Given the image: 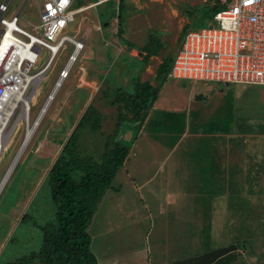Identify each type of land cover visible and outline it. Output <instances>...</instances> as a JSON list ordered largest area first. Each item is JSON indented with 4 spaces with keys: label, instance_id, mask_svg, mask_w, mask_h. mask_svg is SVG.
I'll return each instance as SVG.
<instances>
[{
    "label": "rangeland",
    "instance_id": "rangeland-1",
    "mask_svg": "<svg viewBox=\"0 0 264 264\" xmlns=\"http://www.w3.org/2000/svg\"><path fill=\"white\" fill-rule=\"evenodd\" d=\"M4 1L0 0V3ZM25 1L10 0L8 10L4 13V16L11 19L21 10ZM127 2L129 3L128 9L125 11L122 22H119L117 14L110 20L114 30L111 33H114L119 41V31L124 28L122 36L129 42L136 44L138 48L143 47L151 40V37H154L155 44L160 46L158 48L159 53L148 60L140 58V64L135 61L124 63L126 70L124 75L121 76L119 74L121 71L116 68L120 64L113 66L111 72L109 68L110 60L118 49L107 47L101 40L100 32H97L96 29H94L92 35L87 37L86 47L79 52L77 60L71 68L70 76L63 81L55 98L49 102L48 108L39 122L40 124L31 126L34 129L32 136L0 192V204H2L0 205V264H24L20 261L23 256L40 250L43 236L40 227L49 220L53 221L55 214L51 192L46 184L44 185V181L48 171L61 153L66 140L76 127L77 113H81L80 109L85 105L84 100H89L87 101V108H90L89 105L96 107L103 115V119L101 130L99 129L95 133L87 132L82 137V148L85 154H93L100 158L106 150V140L116 131V124L119 121V114L122 109L121 97H124L123 94L127 92L128 94L134 93L138 83L151 82L161 89L160 102L153 106L150 112L155 122L147 129L157 139L173 138V136H166L167 131L180 130L177 125L181 123L180 120L185 116L181 112H174L180 106V104H175L174 99L177 98V100L182 101L183 94L190 89L206 83H213L212 81L194 79L175 80L172 77L160 81L157 77L159 65L164 57L177 54L187 31L199 30L208 26L207 21H202L201 9L209 3L200 0H128ZM90 11L95 10L92 8ZM83 15L84 13L76 14L73 21L69 22L60 31L55 41L64 34L77 38L78 30L82 34L85 31L86 24L92 23L83 22L81 20ZM21 17L38 22L39 9L36 0H27ZM90 18L95 19L88 16L86 21H89ZM212 22L214 23V21ZM25 23V20L20 22L22 25ZM212 26L216 27L217 25ZM0 28H2L1 24ZM122 47L123 49L118 50L119 53H123L122 50H127L128 43L124 44L123 42ZM73 51L74 47L70 42H66L46 72L34 100L30 103V123L33 124L48 103V96L59 79L60 70L66 65ZM49 57V51L43 49L33 71L41 69ZM124 61L128 62L129 60ZM81 66H85L91 74H96L98 70L102 71L98 72L104 77L103 80L101 79L99 91L96 89L98 94L95 100H93L94 95L91 99H88V96L85 98L84 88L78 87L81 82L79 70H83ZM130 68H132V74L128 72ZM129 75L132 77L129 78ZM85 87H92L91 82H86ZM259 88L260 91L256 94L258 99L256 98L255 105L264 102V86H259ZM66 98L68 99L66 100ZM71 99H75L72 105L63 106ZM179 109L182 111L181 107ZM22 111L19 107L15 117L10 121L11 125L10 123L7 125L6 133L2 132L3 137L0 141L2 147L0 153V186L10 166L15 161L21 146L26 143L25 135L28 133V119L22 115L23 113L21 114ZM63 117L66 120H63ZM17 120H20L19 126L14 127L12 133L7 135L8 131L17 123ZM188 124H191V122ZM262 131L264 132V129ZM124 133L126 135L128 132ZM152 136L148 135L140 143H138V137L135 139L134 146H132L133 150H131L133 153H138L133 157L135 165L146 163L153 158L151 157L152 153L149 152L156 148ZM132 137L125 139L131 141ZM262 158L264 161V154H262ZM122 167L120 171L123 170ZM152 172L153 170L147 167L146 174L150 175ZM116 180L117 178H114L113 182ZM13 185L14 198L8 197L6 199L5 196ZM113 187L114 184L110 188ZM143 193L147 198L145 189ZM253 194L252 191L245 192L246 198L244 201L247 204L255 196ZM257 194H260V192H257ZM255 199H258V195ZM182 202L185 204H183L185 208L183 210L158 214V216H152L147 221L137 225L126 224L122 227V232L114 231L102 234L99 227L103 225L102 222L104 221L102 219L105 215V209H103L97 218L96 224L93 220L89 228V232L93 237L91 248L99 257V264H168L230 243L246 244V248L241 249V254L233 263L264 264V218L256 220L257 217L252 216L249 218L250 216H247L244 221H242V218L237 220H233V217L228 219L227 216L223 218L224 214L222 212L226 210L224 207H221V209L215 207L214 215L216 212L218 213L212 220L204 217L197 218L193 216V213L203 209L197 206L196 210L195 206H191L192 201L190 200H182ZM150 207L154 212L157 211V206L151 204ZM253 210H257L261 214L263 211L264 215V209L261 211V208L256 207L255 203ZM113 215L118 217L115 213ZM199 220H203V222H198ZM129 231H131V234ZM122 237L124 238L122 239ZM29 264L41 263L32 261Z\"/></svg>",
    "mask_w": 264,
    "mask_h": 264
},
{
    "label": "crops",
    "instance_id": "crops-1",
    "mask_svg": "<svg viewBox=\"0 0 264 264\" xmlns=\"http://www.w3.org/2000/svg\"><path fill=\"white\" fill-rule=\"evenodd\" d=\"M127 1L74 0L72 6L73 10L83 8L77 13H84L81 18L83 22H92L86 24L82 34L79 30L77 31V39L84 41V48L87 37L92 35L94 29L100 32L101 40L109 48L121 50L123 49L122 43H128L127 50H122L123 53L117 50L109 63L110 72L113 66L120 64L116 68L121 71L119 73L121 76L126 70L124 63L135 61L140 64V58H145L142 47L138 48L136 44L122 36L124 28L119 31V41L114 33H111L114 30L110 20L117 14L119 22H122L125 11L128 9ZM23 6L20 11L26 5ZM92 8L95 11L91 12ZM88 16L95 19L90 18L86 21ZM154 56L156 55L152 57ZM127 59L128 62L124 61ZM81 67L83 70L82 72L79 70L81 82L78 87L84 88L85 98L88 96V99H91L94 95L93 100H95L98 94L96 89L99 91L101 79L103 80L104 77L98 72L102 71L98 70L96 74H91L85 66ZM128 72L132 74V68ZM131 77L129 75V78ZM173 79L178 80L179 78ZM88 81L91 82L92 87L86 88L85 83H89ZM212 82L190 89L183 94L182 101L174 99L176 105L180 104L174 112H181L185 117L177 125L180 130L167 131L166 136H173V138L153 137L147 129L153 125L155 120L149 114L137 139L140 143L148 135L152 136L156 148L149 152L152 153L153 158L146 163L135 165L133 157L138 153L131 152L133 147L131 148L122 167L123 170L120 171V167L114 177L117 180L112 181L114 187L106 191L94 216L93 220L96 224L98 216L105 209L103 225L99 227L102 234L122 232V227L126 224L137 225L158 214L183 210L185 204L182 200L192 201L191 206H195L196 210L197 206L203 209L193 213V216L197 218L204 217L212 220L218 213L214 215L215 207L217 209L226 208L222 212L224 215L221 213L223 218L225 216L228 219L233 217V220L242 218V221L247 216L257 217L256 220L264 218L262 211L264 209V161L262 158L264 154V132L262 131L264 129V102L255 105L258 99L256 94L260 91L259 86L264 85ZM161 96L160 90L154 106L160 102ZM74 100H68L63 106L72 105ZM84 101L85 105L80 109L81 113H77V123L83 116L89 100ZM63 120L66 118L63 117ZM189 122L191 124H188ZM147 167L153 170L150 175L146 174ZM8 178L4 184H1L0 192ZM144 189L147 198L144 196ZM247 191H252L255 195L248 204L244 201ZM257 195L258 199H255ZM254 203L256 207L261 208L262 214L253 210ZM151 204L157 206L156 212L151 209ZM113 213L118 217H114ZM198 222H203V220ZM129 233L131 234V231Z\"/></svg>",
    "mask_w": 264,
    "mask_h": 264
},
{
    "label": "built area",
    "instance_id": "built-area-1",
    "mask_svg": "<svg viewBox=\"0 0 264 264\" xmlns=\"http://www.w3.org/2000/svg\"><path fill=\"white\" fill-rule=\"evenodd\" d=\"M36 1L38 22L21 17L22 11L8 19L4 13L10 0L0 3V125L5 109L12 108L9 102L17 101L14 115L19 107L24 109L23 99L38 91L61 48L70 42L74 51L48 96V101L53 100L85 45L83 40L65 34L55 41L83 8L73 10L74 0ZM200 1L221 8L214 14V23L187 31L168 77L264 85V0ZM43 49L50 57L41 69L33 71Z\"/></svg>",
    "mask_w": 264,
    "mask_h": 264
},
{
    "label": "trees",
    "instance_id": "trees-1",
    "mask_svg": "<svg viewBox=\"0 0 264 264\" xmlns=\"http://www.w3.org/2000/svg\"><path fill=\"white\" fill-rule=\"evenodd\" d=\"M219 8L218 4H208L201 9L202 21H207L210 25ZM120 9L122 11L123 7ZM159 47L155 44L154 37H151L141 49L148 60L153 55H158ZM174 59L175 56L164 57L158 68L157 77L160 81L168 78ZM160 90V87L151 82H141L136 85L134 93L127 92L123 94L124 97L120 96L122 109L116 131L106 140V150L100 158L85 154L82 148V137L87 132L101 130L103 119L96 107L88 106L90 108H87L76 124L44 181L55 205L54 220H49L40 227L43 232L40 250L23 256L20 259L22 263L39 261L41 264H99L98 257L91 248L93 237L89 228L118 169L126 162ZM128 130L135 131L131 141L123 137ZM13 189L14 185L5 196L6 199L14 198Z\"/></svg>",
    "mask_w": 264,
    "mask_h": 264
},
{
    "label": "water",
    "instance_id": "water-1",
    "mask_svg": "<svg viewBox=\"0 0 264 264\" xmlns=\"http://www.w3.org/2000/svg\"><path fill=\"white\" fill-rule=\"evenodd\" d=\"M127 132L128 135L124 133L123 137L126 139L129 137L128 139H130L133 135V130ZM245 248L246 244L230 243L225 246L212 248L196 256L175 260L168 264H231L238 259L241 254L239 251Z\"/></svg>",
    "mask_w": 264,
    "mask_h": 264
},
{
    "label": "bare ground",
    "instance_id": "bare-ground-1",
    "mask_svg": "<svg viewBox=\"0 0 264 264\" xmlns=\"http://www.w3.org/2000/svg\"><path fill=\"white\" fill-rule=\"evenodd\" d=\"M35 96H36V93H32L29 97H26V98H24L23 100V103H24V109H23V111L21 112V114L23 115V116H26L27 117V127H28V133L25 135V137H26V143L25 144H23L22 146H21V148H20V151H19V153H18V155H17V157H16V159H15V162H14V164H13V166L10 168V170L8 171V173L6 174V177H5V179H4V181H3V183L2 184H4V182H5V180L9 177V175L11 174V169L14 167V165L17 163V161H18V159H19V157L21 156V154L23 153V151H24V148L26 147V145H27V143H28V140L31 138V134H32V132H33V127H31V126H38V124H40L39 122L41 121V119L43 118V115L45 114V112H46V109H47V107H48V104H49V102H50V100L52 99V97L50 98V100L48 101V103L45 105V107L43 108V110L40 112V114L38 115V117L35 119V121L33 122V124L32 123H30V102L31 101H33L34 100V98H35ZM21 98V96L18 98V99H20ZM17 102V101H16ZM16 102L13 104V102H9V105L12 107L11 109H9V108H7V109H5V112H6V116H5V120H3V125H0V141H1V138L3 137L2 136V132L6 129V127L5 126H7V123L9 122L10 123V121H12V119L15 117V115L13 114V107L15 108L16 107ZM20 117H21V115H20ZM20 119V118H19ZM20 122V120H17V126H13L9 131H8V133H7V135H9V133L11 134L12 133V131H13V129H14V127H18L19 126V123ZM8 123V124H9ZM15 123V122H14ZM10 125H11V123H10ZM9 125V126H10ZM26 127V128H27ZM5 133H6V131H4ZM23 141H24V139H23ZM1 146H0V153H1Z\"/></svg>",
    "mask_w": 264,
    "mask_h": 264
},
{
    "label": "clouds",
    "instance_id": "clouds-1",
    "mask_svg": "<svg viewBox=\"0 0 264 264\" xmlns=\"http://www.w3.org/2000/svg\"><path fill=\"white\" fill-rule=\"evenodd\" d=\"M26 3H27V0L25 1V3H24V6L26 5ZM23 6V7H24ZM70 76V75H69ZM169 78V77H168ZM206 81H209V80H206ZM210 81H212V80H210ZM221 82V81H220ZM225 83V82H224ZM237 84H239V83H237Z\"/></svg>",
    "mask_w": 264,
    "mask_h": 264
},
{
    "label": "flooded vegetation",
    "instance_id": "flooded-vegetation-1",
    "mask_svg": "<svg viewBox=\"0 0 264 264\" xmlns=\"http://www.w3.org/2000/svg\"><path fill=\"white\" fill-rule=\"evenodd\" d=\"M212 249V248H211ZM210 250V249H209ZM241 253V251H239Z\"/></svg>",
    "mask_w": 264,
    "mask_h": 264
}]
</instances>
